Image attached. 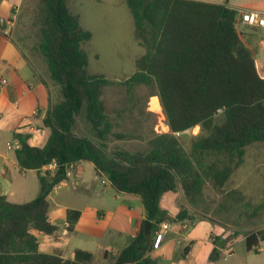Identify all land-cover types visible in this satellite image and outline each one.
Masks as SVG:
<instances>
[{
	"label": "trees",
	"instance_id": "trees-1",
	"mask_svg": "<svg viewBox=\"0 0 264 264\" xmlns=\"http://www.w3.org/2000/svg\"><path fill=\"white\" fill-rule=\"evenodd\" d=\"M126 4L144 54L136 59V71L128 79L113 83L89 73L83 45L93 35L80 26L66 0H39L37 50L59 98L50 101L42 121L50 133L42 146H30L26 136L15 135L17 162L23 170L38 172L40 191L21 204L0 196V264H159L150 253L160 223L204 220L187 207L170 216L160 206L162 196L182 191L186 202L196 206L203 200L206 182L222 189L243 163L246 148L264 144V78L242 40L238 10L196 0ZM113 84L125 87L129 95L136 86L147 87L148 97L159 98L170 132L153 133L142 151L111 149V136L137 139L131 133L112 132L102 94ZM78 121L87 124L89 134L77 131ZM196 126L200 133L192 137L187 152L175 133ZM53 162L54 173L41 175V169ZM80 162L92 163L116 193L139 196L152 224L151 233L141 229L110 262L95 263L93 255L82 250H76L73 259L42 253L33 233L53 235L58 230L48 219V196L67 179L68 166ZM79 215L68 211L69 230ZM246 245L249 251L258 245L255 233L247 237ZM189 250L187 246L176 252L174 260L185 258Z\"/></svg>",
	"mask_w": 264,
	"mask_h": 264
},
{
	"label": "crops",
	"instance_id": "crops-1",
	"mask_svg": "<svg viewBox=\"0 0 264 264\" xmlns=\"http://www.w3.org/2000/svg\"><path fill=\"white\" fill-rule=\"evenodd\" d=\"M123 1L126 3V0ZM196 1L226 4L236 10L264 12V0ZM22 2L23 0H0V142L8 132L13 133L15 140L14 146L7 145V150H13L12 153L0 150V196L18 204L27 202L23 199L29 190H34L37 196L40 184L37 171L20 168L15 155V150L19 147L15 135L26 136L30 146H42L50 134L42 121L50 101H55L52 98L55 84L50 79L45 60L28 57L8 34L6 27L14 25L12 9H19ZM66 2L71 10L68 0ZM241 31L242 40L252 52L258 72L264 78L262 31L248 26ZM1 79H6L7 83L2 84ZM55 169L51 164L40 173H54ZM30 172L36 173L35 177H31ZM36 184H39V190ZM173 193L175 196L165 193L160 201L161 208L172 217L182 207H187L183 192ZM71 199L78 203L75 206L68 204ZM48 201L49 222L58 230L53 235L39 231L33 233L40 252L57 254L63 259H73L75 251L82 250L92 254L95 263L110 262L129 245L141 229L147 233L152 230L141 198L133 194L116 193L105 177L98 176L95 166L90 162L77 163L71 175L52 190ZM69 210L80 213L72 230L68 229ZM169 223L170 229L161 247L150 253L151 258L158 260L159 264H264V231L259 232L264 227L241 231L209 219L194 223L189 220ZM253 233L258 237V245L249 251L246 239ZM152 236L154 241L155 233ZM187 246L190 247L187 256L174 260L175 253H182ZM239 246L242 249L237 250ZM252 252L257 253V257ZM106 255L109 260L105 259Z\"/></svg>",
	"mask_w": 264,
	"mask_h": 264
},
{
	"label": "rangeland",
	"instance_id": "rangeland-1",
	"mask_svg": "<svg viewBox=\"0 0 264 264\" xmlns=\"http://www.w3.org/2000/svg\"><path fill=\"white\" fill-rule=\"evenodd\" d=\"M68 2L71 11L78 16L81 27L93 35L92 39L83 45L88 56L89 73L105 77L113 83L128 79L136 71L135 61L144 54V48L138 43L132 13L127 4L123 0H107L103 3L95 0ZM38 5L39 0H23L19 9H12L14 25L6 28L28 57L43 59L37 50V44L41 40L40 26L35 23ZM149 93L150 90L145 86H136L130 95L126 93L125 87L119 84L103 89L102 100L108 118L113 123L112 132L131 133L137 137L135 140H120L111 136V149L145 150L147 139L155 133L154 127L159 125L161 130L163 122L160 125V113H164L159 98L148 97ZM52 98L55 101L59 98L56 85ZM77 131L87 135L89 127L85 122L78 121ZM163 132L167 133L166 129ZM194 133L198 135L200 127ZM193 136L196 135L189 131L178 137L187 152L190 151ZM14 142L13 133L8 132L0 142V150L3 153H12L13 150H7V145L14 146ZM29 175L35 177L36 173L30 172ZM36 185L39 190V184ZM203 193V200L196 206L186 202L194 217L209 219L241 231L264 227V144L254 143L246 148L243 163L222 189H217L208 181L204 185ZM35 194L37 193L34 190H29L23 200L28 202L35 198ZM169 194L175 196L173 192ZM76 202L78 203L77 200L71 199L68 204L75 206ZM262 246L264 247V243ZM239 249H242L241 246L237 248ZM252 254L257 257V253ZM262 262L264 263V256Z\"/></svg>",
	"mask_w": 264,
	"mask_h": 264
},
{
	"label": "built area",
	"instance_id": "built-area-1",
	"mask_svg": "<svg viewBox=\"0 0 264 264\" xmlns=\"http://www.w3.org/2000/svg\"><path fill=\"white\" fill-rule=\"evenodd\" d=\"M238 14H239V28L241 26L242 27L248 26V27L258 28L262 31V35H263V39H264V12L263 11L238 10ZM1 83L6 84L7 83L6 79H1ZM160 118L162 120L160 121V119H159V123H160V125H162L161 122H163V126H161V130H159V125H156L154 127L155 133L163 134V133H165V132H163L164 129H166L167 133H169L170 129L166 123V119L164 117V114L160 113ZM198 128H199V126H196L195 128H193L192 130H189V131L190 132L192 131L194 135H197V133H194V132ZM189 131H186V132H189ZM183 134L184 133H175V136L180 137ZM52 164L56 168V163L53 162ZM75 166H76V164H71L68 166L67 177L71 175L72 170H74ZM44 167H46V166H44ZM42 169H41V171H42ZM45 173L43 175H45ZM103 183H104V181H103ZM169 229H170L169 221H163L162 223H160L159 229L155 232V237H154V241H153V250H158L161 247L162 242L164 240V237L168 233Z\"/></svg>",
	"mask_w": 264,
	"mask_h": 264
},
{
	"label": "bare ground",
	"instance_id": "bare-ground-1",
	"mask_svg": "<svg viewBox=\"0 0 264 264\" xmlns=\"http://www.w3.org/2000/svg\"><path fill=\"white\" fill-rule=\"evenodd\" d=\"M162 111V110H161Z\"/></svg>",
	"mask_w": 264,
	"mask_h": 264
}]
</instances>
